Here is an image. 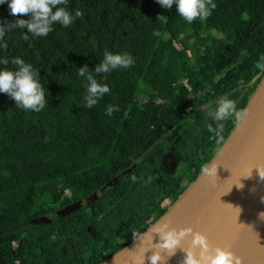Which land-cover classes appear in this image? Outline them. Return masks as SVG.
<instances>
[{
  "label": "trees",
  "instance_id": "trees-1",
  "mask_svg": "<svg viewBox=\"0 0 264 264\" xmlns=\"http://www.w3.org/2000/svg\"><path fill=\"white\" fill-rule=\"evenodd\" d=\"M213 2L210 17L189 24L156 0H68L70 13H83L71 26L54 24L47 37L17 28L0 40L9 60L0 70H14L15 57L30 63L49 101L35 112L0 93V264H99L196 179L236 123L204 106L227 96L243 111L264 72V0ZM18 18L30 17L0 4V20ZM105 51L134 64L96 75L110 93L89 109L78 68L94 72ZM109 105L119 107L111 117ZM221 125L222 140L208 131ZM168 152L183 187L161 163ZM131 166L89 205L49 218Z\"/></svg>",
  "mask_w": 264,
  "mask_h": 264
},
{
  "label": "water",
  "instance_id": "water-1",
  "mask_svg": "<svg viewBox=\"0 0 264 264\" xmlns=\"http://www.w3.org/2000/svg\"><path fill=\"white\" fill-rule=\"evenodd\" d=\"M243 112V118L236 121L213 158L167 210L129 244L99 264H139L146 249L144 264H150L148 257L155 251H160L165 259L160 264H184L185 250L193 251L197 257L200 254L199 248H191L192 236H186L171 255V251L157 245L161 238L156 230L160 229L163 235L166 230L186 228L204 234L212 248H228L241 258L242 264H264V220L258 217L264 212L261 199L264 180L257 169L264 174V72ZM133 167L120 172L89 196L52 212L49 218L58 219L89 205ZM239 184L243 187H238Z\"/></svg>",
  "mask_w": 264,
  "mask_h": 264
},
{
  "label": "clouds",
  "instance_id": "clouds-1",
  "mask_svg": "<svg viewBox=\"0 0 264 264\" xmlns=\"http://www.w3.org/2000/svg\"><path fill=\"white\" fill-rule=\"evenodd\" d=\"M156 2L161 8L169 10L175 5L178 15L189 24L198 18L206 20L217 7L213 0H156ZM4 3L8 4L11 16H29L30 18H18L12 21L0 20V40H3L7 32H11L17 28L26 29L34 37H47L53 31L54 24L58 23L64 27H69L77 18L83 16V13L79 9L75 10L74 14L69 12L67 9L68 0H0V4ZM157 20L158 22H167L168 16L159 14ZM27 38L25 36V39ZM0 47L7 48V44H0ZM11 63L16 66L14 70H9L7 67L0 70V93L6 94L18 107L40 112L49 101L46 99L44 87L40 83L39 71L33 69L30 63H26L19 57L13 58ZM0 64L7 66L9 60H0ZM133 64L134 59L129 53L114 54L105 51L103 60L95 66L94 72L89 71L87 65L79 67L78 76L85 78L87 81L85 107L89 109L93 108L105 94L110 93L108 85L99 83L96 75L106 74L118 68L128 69ZM258 67L264 69V64H260ZM214 104L215 107L211 104L204 107L208 115L216 121L224 122L229 117H234L236 121H240L244 116V112L237 110L235 102L227 96L220 97L214 101ZM115 111H119V107L109 105L106 114L111 117ZM208 131L221 140L223 139L221 136L223 125L219 128L209 126ZM257 169L260 178L264 180V174L261 173L259 168ZM251 174L247 177H250ZM238 187L242 188L243 185L239 184ZM261 199L264 200V197H261ZM258 217L264 220V212H260ZM164 228L167 229V225ZM156 232L160 234L161 238V243L157 245L165 251H171V255L174 254L177 247H181V241L186 236H192L191 248H199L200 254L197 257L193 251L184 249L187 253L184 264H242L241 258L236 256L231 250L226 247L212 248L204 234L194 233L191 228L180 229L178 231L176 229L166 230L163 235H161L160 229H157ZM147 251L148 249L140 257L139 264H144V254ZM148 260L150 264H160L165 259L160 251H155L148 257Z\"/></svg>",
  "mask_w": 264,
  "mask_h": 264
},
{
  "label": "rangeland",
  "instance_id": "rangeland-1",
  "mask_svg": "<svg viewBox=\"0 0 264 264\" xmlns=\"http://www.w3.org/2000/svg\"><path fill=\"white\" fill-rule=\"evenodd\" d=\"M161 163L164 167H166L169 170V172L171 171V174L177 178L178 182L183 187L185 185V180L183 178L184 172L181 170L180 164L176 162L175 158L168 152L162 158ZM159 185L160 187L162 186L161 183H159ZM162 188L164 190L163 186Z\"/></svg>",
  "mask_w": 264,
  "mask_h": 264
}]
</instances>
